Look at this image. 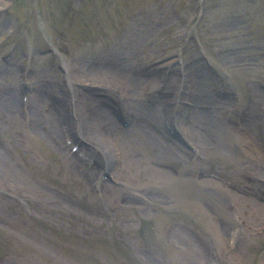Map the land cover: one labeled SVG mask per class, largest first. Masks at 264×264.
Masks as SVG:
<instances>
[{
  "label": "rangeland",
  "instance_id": "1",
  "mask_svg": "<svg viewBox=\"0 0 264 264\" xmlns=\"http://www.w3.org/2000/svg\"><path fill=\"white\" fill-rule=\"evenodd\" d=\"M109 67L159 75L144 102L161 117L184 109L194 137L178 128L179 142L161 118L172 152L147 123L101 152L80 143L112 175L96 188L99 169L65 131L75 141L89 110L119 100L82 93L88 72ZM24 77L30 94L51 92L37 106L49 120L23 100ZM129 106L117 101L113 121ZM0 264H264V0H0Z\"/></svg>",
  "mask_w": 264,
  "mask_h": 264
},
{
  "label": "bare ground",
  "instance_id": "2",
  "mask_svg": "<svg viewBox=\"0 0 264 264\" xmlns=\"http://www.w3.org/2000/svg\"><path fill=\"white\" fill-rule=\"evenodd\" d=\"M194 62V61H193ZM193 62H190L193 63ZM189 64V63H188ZM187 64V65H188ZM119 66H122V64L118 63ZM194 69V68H191ZM185 73L186 77L185 80L188 81L189 78L187 75H191V70L189 68H185ZM111 71V72H110ZM151 74H156L155 72H150L148 75L142 79V78H134V77H128L125 79V76L123 75L122 72L116 70L115 68L110 69H100L99 71H91L86 74V84H83L84 92L88 90V94L95 93L96 88H100L101 90L99 91H112L114 95H116L119 99L117 100L118 102L121 103H128L130 108L132 109V123L133 128H138L141 127L142 124H148L152 130L149 129L150 131V136L152 137L153 140L157 142H161V145L163 142H165L168 139V134L160 128L159 120H161V116L158 113L157 109V104L156 103H145L144 102V96L146 93H148V87L146 89L147 84L150 81H154L157 79L158 76H150ZM175 75V74H174ZM174 75L168 77V84H171L172 81L174 80ZM148 78L149 81H148ZM175 84V83H174ZM107 85L109 87H107ZM183 87V86H182ZM108 88V89H107ZM188 89L182 88V93L183 92H188L190 94L195 95V91H187ZM16 92H19V89H16ZM41 95H34L33 93L31 100H29V109L31 113L37 117H39V120H44V119H50L52 112L51 113H42L38 106V102L47 96H50L51 92H47V89H42L41 92H38ZM15 92H11L9 94V100L11 101L12 105L14 104L15 106ZM75 96V95H74ZM198 100L199 96L196 97ZM201 98V96H200ZM80 99V98H79ZM78 99V100H79ZM164 100V103H168L169 100H166L162 98V101ZM49 102L51 101L48 100ZM114 102V98H110L105 106L102 108H99V106L93 107L91 110H89L90 113L86 116V121H85V126L86 129L85 131H80V130H75V135L77 136L78 140H82L84 143H94L95 147L98 149V146H101L99 149H102L103 146H107V141L110 140L113 134H121L125 133L130 130V126H120L118 123L113 121V117L109 114V110L112 109L113 105L117 103ZM199 106V105H197ZM57 107V108H56ZM143 107V108H142ZM52 108L54 109H59L57 105L52 103ZM62 106L60 104V110ZM170 109V114L166 113L168 117L170 116L172 124H174L176 127L180 128L184 133L189 134L190 136L194 137L192 134V130L194 129L193 124L194 123H187L185 124V121H183V114H184V109H181V107L178 109H174L172 107ZM62 111V110H61ZM63 112V111H62ZM203 111H197L196 117L201 118V114ZM68 114L63 112L62 117L60 120H63L64 118H68ZM195 117V116H194ZM45 135L48 137H53V133L51 130H48L47 132H43ZM98 146L96 144L98 143ZM163 150L166 152H172V148L168 145H162ZM61 149V147H59ZM62 150V149H61ZM101 152V151H100ZM66 161H68L69 164H71L74 167H77V164L71 162L70 157L65 156ZM131 159L130 157H126V162H129ZM137 158L132 157L131 162L135 163ZM106 163V162H105ZM263 168V167H262ZM261 168V170H262ZM153 170L152 167H149V170ZM160 170V169H159ZM161 172H167L168 170L166 169H161Z\"/></svg>",
  "mask_w": 264,
  "mask_h": 264
}]
</instances>
